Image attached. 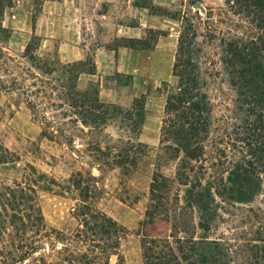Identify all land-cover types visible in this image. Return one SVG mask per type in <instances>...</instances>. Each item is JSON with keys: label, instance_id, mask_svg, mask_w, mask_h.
I'll use <instances>...</instances> for the list:
<instances>
[{"label": "trees", "instance_id": "obj_1", "mask_svg": "<svg viewBox=\"0 0 264 264\" xmlns=\"http://www.w3.org/2000/svg\"><path fill=\"white\" fill-rule=\"evenodd\" d=\"M5 1L0 0V17L11 7ZM170 18L179 23L172 65L178 85L165 98L143 224L165 221L171 234L143 235L141 262L227 264V249L208 237L219 203L251 202L264 176V0H224L217 14L190 9ZM3 35L8 39L9 31L0 23ZM134 42L153 51L155 32ZM38 49L39 38L33 36L21 57L25 65L0 47V96L17 98L42 138L65 147L74 163L86 158L90 170H74L63 187L79 197L78 226L70 237L47 226L35 201L39 184L47 192L61 185L29 166L23 182L0 183V264H111L113 257L124 264L123 228L88 202L99 194L90 172L118 169L126 178L136 172L146 150L139 141L145 96L128 109L104 104L96 85L78 84L82 75L95 73L94 64L89 69L82 62L64 64L40 56ZM224 83L235 94L239 122L220 120L216 127L211 93L222 94ZM112 125L127 137L112 143L105 135ZM16 161L0 143V165ZM169 163L173 172L166 176L162 169Z\"/></svg>", "mask_w": 264, "mask_h": 264}, {"label": "rangeland", "instance_id": "obj_2", "mask_svg": "<svg viewBox=\"0 0 264 264\" xmlns=\"http://www.w3.org/2000/svg\"><path fill=\"white\" fill-rule=\"evenodd\" d=\"M81 1L92 24L105 23L106 20L99 16L107 15L109 12L113 21L111 31L106 26L92 24L89 30L85 28L83 37L87 45L85 49L87 58L82 62L84 68L89 69L94 64L91 53L99 47L106 46L108 49L118 50L121 45L130 46L132 48L127 49L132 52L122 54L119 60L112 61L113 77L118 82L116 85L127 88L130 95L136 92L139 95L129 106L119 107L128 109L135 99L145 96V123L139 141L146 146V150L136 172L126 178L121 176L118 169L103 173L94 169L90 173L96 178L95 185L99 194L88 201L95 209L112 218L123 228L125 236L121 240L120 255L124 259V264H142L140 241L143 235L147 238H165L171 234L170 224L165 221L143 224L150 198V179L155 170V155L159 145L165 98L167 93L174 91L178 85L177 79L172 75V65L179 23L170 17L181 15L190 9L199 10L202 14L211 10L217 14L224 7V0ZM39 2L40 0H37V7ZM4 3L13 6L15 0H6ZM195 4L198 8L193 7ZM6 11L7 9H3V15L0 17L2 27L7 26L2 23L8 19ZM116 25L133 26L137 29L128 31ZM8 31V39L5 35L0 36V47L12 58L28 65L27 61L21 59L25 51V46L22 47L21 44L25 39H12L11 31ZM149 31L155 32L153 51L142 50L134 42L144 40ZM126 37H130L131 41ZM36 43L35 41L34 44ZM56 53L57 48H54L38 54L40 56L49 54L50 57L58 59ZM83 83L84 80L79 83L81 89L86 88ZM222 89V94L211 93L216 127L222 126L220 120L229 123L239 122L236 118L239 116L236 115L235 94L227 83L222 85ZM105 135L112 143L120 137H127L114 125L107 127ZM0 143L17 158L14 163L0 165V183L11 185L13 182H23L30 173L28 166L34 168L37 173L53 179L62 187L54 186L52 192H47L40 188L43 186L39 184L35 191V201L47 226L65 237L72 236L78 226L74 209L79 204V197L74 190H66L63 187H67V181L74 170H90L84 164L88 160L85 158L82 160L84 163H74L71 160L72 153L65 147L40 136L39 125L33 122L23 103L15 97L3 94L0 96ZM173 167L174 163H169L162 172L170 176ZM261 180V192L251 202L219 203V216L208 237L219 240L227 249V264H264V251L261 249L264 247V176ZM196 217L195 215V223ZM116 261V257L110 260L111 264H116Z\"/></svg>", "mask_w": 264, "mask_h": 264}, {"label": "crops", "instance_id": "obj_3", "mask_svg": "<svg viewBox=\"0 0 264 264\" xmlns=\"http://www.w3.org/2000/svg\"><path fill=\"white\" fill-rule=\"evenodd\" d=\"M8 12V19L3 25L10 30L12 39H25L22 47L27 46L33 36L39 38L38 53H45L57 48V57L61 63L84 62L87 58L85 50V39L83 33L89 30L91 22L89 14L82 7L81 0H40L37 7V0H15L13 6L5 8ZM36 15V16H35ZM109 18H108V16ZM101 14L99 17L106 20L105 23H94L93 26H106L112 30L110 12ZM118 28L134 31L137 28L126 25H116ZM100 29V28H99ZM103 32H106L100 29ZM102 32V33H103ZM129 39L130 37H126ZM11 41V38L9 42ZM25 42V43H24ZM132 52L124 47L118 50H111L106 46L99 47L91 53L95 65V73L84 74L80 77L79 83L84 80V85H96L99 90V100L104 104L116 106H129L139 93L129 94L127 88H120L113 77L112 61L119 60L122 54ZM153 54V53H152ZM150 59L152 55H150ZM119 72V71H117ZM119 74V73H118ZM78 83V84H79Z\"/></svg>", "mask_w": 264, "mask_h": 264}]
</instances>
